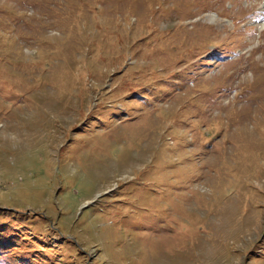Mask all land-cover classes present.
<instances>
[{
  "label": "rangeland",
  "instance_id": "1",
  "mask_svg": "<svg viewBox=\"0 0 264 264\" xmlns=\"http://www.w3.org/2000/svg\"><path fill=\"white\" fill-rule=\"evenodd\" d=\"M0 264H264V0H0Z\"/></svg>",
  "mask_w": 264,
  "mask_h": 264
}]
</instances>
